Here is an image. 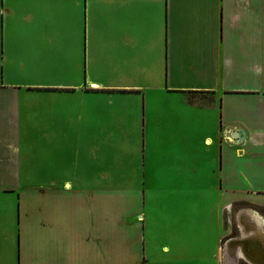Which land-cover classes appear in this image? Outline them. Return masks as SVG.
Segmentation results:
<instances>
[{"label":"crops","instance_id":"1","mask_svg":"<svg viewBox=\"0 0 264 264\" xmlns=\"http://www.w3.org/2000/svg\"><path fill=\"white\" fill-rule=\"evenodd\" d=\"M33 5L36 23L41 25L39 37L46 40L49 31H57V37L45 41L48 48L59 45L54 43L68 48L44 57L64 64H71V58L80 65L109 62L112 73L126 82L112 88L95 81L26 84L24 91L147 96L154 88L167 97L179 93L192 119L213 128L201 136L204 144H220V169L213 186L228 194L220 196L223 205L232 209L236 202H249L256 207L237 211L239 235L241 212L249 230L258 221L248 210L256 211L264 226V201L241 196L231 201L229 195L264 194V0H33ZM21 86L0 87V154L15 147L17 140L12 137L21 134ZM61 122L64 126L66 120ZM15 170L14 164L0 162V177L19 176ZM32 189L30 206L23 208L31 215L22 232L31 240L23 263L100 264L105 256L101 221L106 220L110 263L131 264L135 243H124L134 240L136 225L129 221V210H120L117 196L109 202L102 194L107 190L72 183ZM109 209L115 216L108 218ZM231 216L232 210L224 221V239L231 234ZM222 250L223 262L230 264V251ZM217 256L222 264L215 252L213 257Z\"/></svg>","mask_w":264,"mask_h":264},{"label":"rangeland","instance_id":"2","mask_svg":"<svg viewBox=\"0 0 264 264\" xmlns=\"http://www.w3.org/2000/svg\"><path fill=\"white\" fill-rule=\"evenodd\" d=\"M3 2L0 87L23 85V91L21 134L12 137L17 140L15 147L0 154V162L14 164V172H19V176L0 177V264H26L22 259L31 251V240L22 232L31 215L23 208L30 206L32 188L67 183L107 190L102 193L107 201L117 196L120 210H129V221L136 225L134 240L124 243H135L131 264H219L215 252L225 264L222 249L239 233L237 211L256 207L249 202H236L232 209L223 205L220 196L228 194L213 186L220 169V144L207 146L201 138L213 128L192 119L179 93L167 97L154 88L147 96L24 91L26 84L95 81L112 88L126 80L112 73L109 62L80 65L71 58V64H64L44 57L68 50L61 43L48 48L45 41L59 32L49 31L46 40L39 37L41 25L33 14V0H5L2 6ZM63 118L66 126L61 124ZM229 195L231 201L233 196L264 201L260 193ZM230 210L231 234L224 239ZM107 216L115 215L109 209ZM101 222L105 256L99 263L111 264L110 223ZM230 264H235L233 259Z\"/></svg>","mask_w":264,"mask_h":264},{"label":"water","instance_id":"3","mask_svg":"<svg viewBox=\"0 0 264 264\" xmlns=\"http://www.w3.org/2000/svg\"><path fill=\"white\" fill-rule=\"evenodd\" d=\"M257 219V226L249 230L244 224L245 213H239L240 235L227 240V245L233 252V260L239 264L242 259L248 264H264V230L263 220L257 216L256 211L248 210ZM239 253V256H238ZM235 255H237L235 257Z\"/></svg>","mask_w":264,"mask_h":264},{"label":"bare ground","instance_id":"4","mask_svg":"<svg viewBox=\"0 0 264 264\" xmlns=\"http://www.w3.org/2000/svg\"><path fill=\"white\" fill-rule=\"evenodd\" d=\"M226 247H227V249L230 251V254H231L232 258H233V252H236V251L230 249L228 245H226ZM236 256H237V255H235V257H236ZM238 256H239V253H238ZM234 262H235V261H234ZM235 264H236V262H235Z\"/></svg>","mask_w":264,"mask_h":264},{"label":"flooded vegetation","instance_id":"5","mask_svg":"<svg viewBox=\"0 0 264 264\" xmlns=\"http://www.w3.org/2000/svg\"><path fill=\"white\" fill-rule=\"evenodd\" d=\"M238 235H239V233H238L236 236H238ZM238 263H239V264H241V263H243V264H248L247 262H245V261L242 260V259H240Z\"/></svg>","mask_w":264,"mask_h":264}]
</instances>
